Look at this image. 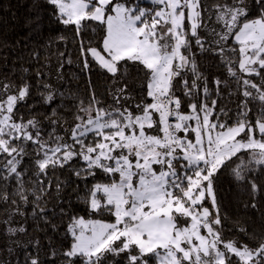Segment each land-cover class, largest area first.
I'll return each instance as SVG.
<instances>
[{"label":"snow or ice","instance_id":"obj_1","mask_svg":"<svg viewBox=\"0 0 264 264\" xmlns=\"http://www.w3.org/2000/svg\"><path fill=\"white\" fill-rule=\"evenodd\" d=\"M0 264H264V0L0 19Z\"/></svg>","mask_w":264,"mask_h":264},{"label":"trees","instance_id":"obj_2","mask_svg":"<svg viewBox=\"0 0 264 264\" xmlns=\"http://www.w3.org/2000/svg\"><path fill=\"white\" fill-rule=\"evenodd\" d=\"M29 4L30 0H0V19L6 18L9 24H19L21 27L23 26L25 22V18L29 14ZM15 17V19H12V17ZM23 31H26V29H23ZM55 61L53 60V64ZM76 71L75 67L67 68L65 69L66 74L69 72ZM95 79V77H94ZM104 81L100 80L98 81V91H102V85ZM223 185L224 187L228 188L231 187L234 189L235 194V185L232 184L230 179L225 176L222 177ZM244 197L241 196V199ZM240 206L242 207V204H240L239 201H237V204H234L233 207Z\"/></svg>","mask_w":264,"mask_h":264}]
</instances>
